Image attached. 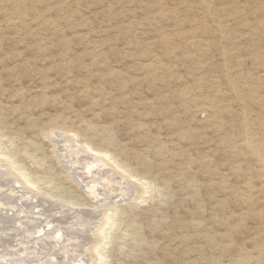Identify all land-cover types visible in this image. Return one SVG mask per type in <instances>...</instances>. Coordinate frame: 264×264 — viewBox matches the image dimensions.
<instances>
[{
	"label": "rangeland",
	"instance_id": "obj_1",
	"mask_svg": "<svg viewBox=\"0 0 264 264\" xmlns=\"http://www.w3.org/2000/svg\"><path fill=\"white\" fill-rule=\"evenodd\" d=\"M0 154V264H264V0H0Z\"/></svg>",
	"mask_w": 264,
	"mask_h": 264
},
{
	"label": "bare ground",
	"instance_id": "obj_2",
	"mask_svg": "<svg viewBox=\"0 0 264 264\" xmlns=\"http://www.w3.org/2000/svg\"><path fill=\"white\" fill-rule=\"evenodd\" d=\"M92 137H93V136H92ZM76 142H77V141H76ZM86 143H87V142H86ZM120 151H121V150H120ZM252 151H253V150H252ZM80 152H81V150H80ZM122 152H123V151H122ZM114 153H115V152H114ZM118 153H119V150H118ZM77 154H78V152H77ZM83 154H84V153H83ZM0 155H1V154H0ZM79 155H81V154L79 153ZM115 155H116V154H115ZM1 156H2V155H1ZM90 156H91V155H90ZM117 156H118V155H117ZM77 158H79V156H78ZM77 158H76V159H77ZM87 158L89 159L90 157H87ZM87 158H86V159H87ZM104 158H105V157H104ZM4 159H5V158H4ZM84 159H85V156H84ZM92 159H93V158H92ZM92 159H91V160H92ZM96 159H97V158H96ZM96 159H95V160H96ZM144 159H145V158H144ZM259 159H262V158L259 156ZM95 160H94V161H95ZM60 161H61V160H60ZM82 161H83V160H82ZM86 161H87V160H86ZM86 161H85V162H86ZM88 161H89V160H88ZM99 161L101 162V160H99ZM99 161H98V162H99ZM70 162H71V161H70ZM92 162H93V161H92ZM148 162H149V159H148ZM10 163H11V162H10ZM82 163H83V162H82ZM89 163H90V162H89ZM95 163L97 164V161H96ZM95 163H93V165H94ZM98 164H99V163H98ZM100 164H101V163H100ZM91 165H92V164H91ZM10 166H11V165H10ZM12 166H13V164H12ZM82 166H83V165H82ZM102 166H103V165H102ZM104 166H105V164H104ZM7 167H8V166H7ZM15 167H17V166H15ZM105 167H106V166H105ZM107 167H108V166H107ZM70 168H71V167H70ZM92 168H93V167H92ZM102 168H104V167H100V170H101ZM109 168H110V167H109ZM90 169H91V168H90ZM93 169H94V168H93ZM95 169H96V167H95ZM107 169H108V168H107ZM110 169H111V168H110ZM116 169H117V168H116ZM102 170H105V168L102 169ZM111 170H112V169H111ZM12 171H13V169H12ZM19 171H20V170H19ZM90 171H91V170H90ZM90 171H89V172H90ZM96 171H97V170H96ZM106 171H107V170H106ZM106 171H104V172H106ZM125 171H126V170H125ZM94 172H95V171H94ZM100 172H101V171H99V173H100ZM104 172H103V173H104ZM108 172H109V171H108ZM126 172H127V171H126ZM90 173H91V172H90ZM90 173H89V174H90ZM92 173H93V171H92ZM92 173H91V174H92ZM97 173H98V171H97ZM121 173H122V172H121ZM123 173H124V172H123ZM89 174H88V175H89ZM101 174H102V173H101ZM19 175H20V174H19ZM77 175H78V174H77ZM96 175H97V174H96ZM103 175H104V174H103ZM15 176H17V175H15ZM27 176H28V175H27ZM27 176H26V177H27ZM82 176H83V175H82ZM86 176H87V174H86ZM93 176H94V175H93ZM106 176H107V174H106ZM21 177H22V175H21ZM21 177H20V179H21ZM91 177H92V176H91ZM97 177H98V176H97ZM101 177H102V176H101ZM101 177H100V178H101ZM103 177H104V176H103ZM103 177H102V178H103ZM114 177H115V176H114ZM15 178H17V177H15ZM18 178H19V177H18ZM81 178H82V177H81ZM84 178H85V177H84ZM88 178H89V177H88ZM105 178H106V177H105ZM122 178H123V177H122ZM92 179H93V178H92ZM92 179H91V180H92ZM98 179H99V178H98ZM103 179H104V178H103ZM108 179H109V178H108ZM30 180H31V178H30ZM91 180H90V181H91ZM96 180H97V179H96ZM106 180H107V179H106ZM110 180H111V179H110ZM17 181L19 182V180H17ZM97 181H98V180H97ZM29 182H31V181H29ZM32 182H35V181L32 180ZM83 182H84V181H83ZM87 182H88V181H87ZM98 182H99V181H98ZM88 183H89V182H88ZM88 183H87V184H88ZM104 183H105V182H104ZM104 183H103V184H104ZM132 183H133V182H132ZM19 184H20V182H19ZM27 184H28V182H27ZM30 184H31V183H30ZM30 184H29V185H30ZM90 184H91V183H90ZM92 184H93V183H92ZM94 184H95V183H94ZM98 184H99V183H98ZM127 184H128V183H127ZM22 185H23V183H22ZM32 185H33V184H32ZM24 186H25V185H24ZM24 186H23V187H24ZM97 186H99V185H97ZM28 187H29V186H27L26 188H28ZM32 187H33V186H32ZM35 187H37V186L35 185ZM95 187H96V186H95ZM99 187H100V186H99ZM102 188H103V187H102ZM29 189L31 190L30 187H29ZM34 189H36V188H34ZM106 189H107V188H106ZM127 189H128V188H127ZM100 190H101V189H100ZM102 190H103V189H102ZM119 190H120V189H119ZM94 191H95V189H94V186H93V187L90 188V192L94 193ZM97 191H98V190H97ZM131 191H132V190H131ZM95 192H96V191H95ZM96 193H97V192H96ZM112 193H113V192H112ZM127 193H128V192H127ZM47 194L49 195V193H47ZM52 194H53V193H52ZM45 195H46V194H45ZM45 195H44V196H45ZM48 195H47V196H48ZM50 195H51V194H50ZM50 195H49V196H50ZM141 195H142V194H141ZM94 196H95V195H94ZM138 196H139V194H138ZM34 197H35V196H33V198H34ZM53 197H54V196H53ZM42 198H43V197H42ZM42 198H41V199H42ZM56 198H57V197H56ZM123 198H124V197H123ZM60 199H61V198H60ZM35 200L37 201V197L35 198ZM61 201H62V199H61ZM63 201H64V200H63ZM37 202H38V201H37ZM41 202H42V200H41ZM41 202H40V203H41ZM47 202H48V201H46V203H45V200H44V203H45L46 205H47ZM64 202H65V201H64ZM129 202H130V201H129ZM34 203H35V202H34ZM51 203H52V202H51ZM72 203H73V202H72ZM61 204H62V203H61ZM74 204H75V203H74ZM41 205H42V204H41ZM50 205H51V204H50ZM54 205H55V204H53V206H54ZM77 205H78V204H77ZM102 205H103V204H102ZM104 205H105V204H104ZM106 205L108 206V204H106ZM49 207H50V206H49ZM93 207H94V206H93ZM108 207H109V206H108ZM60 210H61V209H60ZM115 210H116V209H115ZM7 211H8V210H7ZM62 211H63V210H62ZM110 211H111V210H110ZM11 212H12V211H11ZM111 212H112V211H111ZM114 213H115V212H114ZM79 214H80V213H79ZM97 214H98V213H97ZM103 215H104V214H103ZM112 215H113V214H112ZM80 218H81V217H80ZM87 218H88V217H87ZM104 218H105V217H104ZM69 219H70V218H69ZM101 219H102V218H101ZM111 219H112L111 216H107V215H106V218H105V224H104V223H103V224H104L105 226H108V227H107V228H108L107 230H106L105 228H99V229H97V230H98V233H99V236L101 237V241H100V243L103 242L104 240H105L104 242L106 243V240L108 239V232H107V231L110 229V227L113 226V225H112V226L109 227V224H112V223H113V222L111 221ZM112 220H113V219H112ZM38 221H39V220H38ZM100 221H101V220H100ZM110 221H111L112 223H110ZM103 222H104V221H103ZM35 223H36V222H35ZM39 223H40V222H39ZM22 225H23V224H22ZM72 225H73V224H72ZM75 225H76V224H75ZM200 225H201V224H200ZM38 226H39V225H38ZM198 226H199V223H198ZM28 227H29V226H28ZM101 227H102V226H101ZM41 230H42V229H41ZM75 230H76V229H75ZM46 231H47V232L44 231V233L41 232V234H43V235H39L38 237H34V236H33L34 238L30 241V242L32 243V245H34V247H33V249H32L33 251H35V252H37V253L40 252V253H42V254H43V252H42L43 250L46 251V249L44 248V245H48V243L46 244V242L44 241V239L47 238V237L50 235V233L52 234V232L49 233L48 230H46ZM39 232H40V230H39ZM74 232H75V231H74ZM87 232H88V231H87ZM17 233H18V232H17ZM33 233H34V232H33ZM59 233H60V232H59ZM61 233H62V232H61ZM76 233H77V232H76ZM98 233H97V235H98ZM38 234H39V233H38ZM59 235H60V234H59ZM65 235H66V234H65ZM75 235H77V234H75ZM84 235H85V234H84ZM70 236H71V235H70ZM8 237H9V236H8ZM8 237H7V238H8ZM60 237H61V236H60ZM13 238H14V237H13ZM55 238H56V237H54L53 239H55ZM61 238H62V237H61ZM30 239H31V238H30ZM57 239H58V238H57ZM57 239L55 240V242L53 241V244L55 243V245H58V244H56V243H57V242L60 243V241H58ZM59 239H60V238H59ZM96 239H97V238H96ZM99 239H100V238H99ZM14 240H15V239H14ZM50 240H52V239L50 238ZM50 240H49V241H50ZM82 240H83V239H82ZM185 240H186V239H185ZM98 241H99V240H98ZM94 242H95V241H94ZM61 243H62V242H61ZM50 244H51V243H50ZM55 245H54V246H55ZM61 245H63V244H61ZM99 245H100V244H99ZM102 245H103V244H102ZM54 246H53V247H54ZM103 246H104V245H103ZM27 247H28V246H27ZM27 247H26V248H27ZM49 247H50V246H49ZM58 247H60V245H59ZM61 247H62V246H61ZM91 247H92V246H91ZM94 247H95V246H94ZM96 247H97V246H96ZM43 248H44V249H43ZM92 248H93V247H92ZM52 249H53V248H51V250H52ZM54 249H56V247H55ZM58 249H59V248H58ZM58 249H57V251H59ZM98 249H99V247H98ZM98 249L96 250V252L98 253V256H100V255H102V252H100V249H99V250H98ZM47 250H49V249L47 248ZM92 250H93V249H92ZM20 251H22V250H20ZM25 251L28 252V250H24L23 253H24ZM76 251H77V250H76ZM93 251H95V250H93ZM93 251H92V252H93ZM35 252H33V254H37V253H35ZM47 252H48V251H47ZM88 252H90V251H88ZM51 253H52V252H51ZM51 253H50V254H51ZM58 253H59V252H58ZM81 253H82V252H81ZM13 255H14V254H13ZM38 255H39V254H38ZM45 255H46V253H45ZM58 255H59V254H58ZM58 255H57V257H58ZM95 255H96V254H95ZM26 256H27V257H24V256H23L24 258H22V257H17V258L14 257V258H13V256H12V259H11V260H13V261L15 262V264H24V261H25L24 259L27 258V260H28V258H29V260H30V256H29V254H27ZM52 256H53V255H52ZM52 256H51V258H52ZM46 257H47V256H46ZM46 257H45V258H46ZM48 257H49V256H48ZM57 257H56V254H55V257H53V258H57ZM100 257H101V256H100ZM43 258H44V257H43ZM58 258H59V257H58ZM37 259H38V258H37ZM99 259H100V258H99ZM9 260H10V259H9ZM43 260H44V259H43ZM49 260H50V259H49ZM49 260H48V261H49ZM52 260H53V259H52ZM62 260H63V259H62ZM68 260H69V259H68ZM101 260H102V259H100V261H101ZM31 261H32V260H31ZM33 261H35V260L33 259ZM46 261H47V260H46ZM54 261H55V259H54ZM56 261H57V260H56ZM56 261H55L53 264H55V263L58 264V261H57V262H56ZM14 262H13L12 264H14ZM43 262H44V261H43ZM51 262H53V261H51ZM75 262H76V261H75ZM236 262H237V261H236ZM27 263H30V262L27 261ZM63 263H64V262H63ZM25 264H26V263H25ZM32 264H33V263H32ZM34 264H37V262H36V263L34 262ZM60 264H61V262H60ZM71 264H72V263H71ZM80 264H81V262H80ZM82 264H83V263H82Z\"/></svg>",
	"mask_w": 264,
	"mask_h": 264
}]
</instances>
